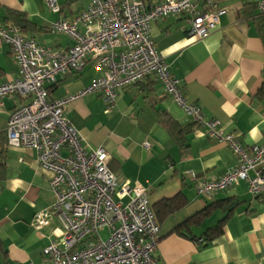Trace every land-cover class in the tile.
Returning a JSON list of instances; mask_svg holds the SVG:
<instances>
[{"label": "crops", "instance_id": "crops-1", "mask_svg": "<svg viewBox=\"0 0 264 264\" xmlns=\"http://www.w3.org/2000/svg\"><path fill=\"white\" fill-rule=\"evenodd\" d=\"M55 1L58 11L50 8L48 0H0V16L7 9L24 13L31 22L23 34L26 38L56 52L67 51L72 46L70 39L52 34L48 28L60 16L76 17L92 0ZM141 1L148 7L162 0ZM259 1L201 0L197 8L201 12H222L216 29L202 40L189 35L186 14L170 15L150 27L156 50L179 81L183 96L198 105L207 119L217 120L245 150L263 141L264 17L257 16ZM18 76L10 47L0 38V81ZM101 76L88 58L77 72L57 77L49 88V99L75 97L64 106L68 122L79 133L84 148H104L110 157L108 168L119 184L143 185L151 205L180 193L185 196L186 207L160 227L157 263L264 264V201L252 197L245 182L210 198L196 191L199 181L217 180L235 166L237 158L230 148L210 139L207 130L196 125L186 135L188 149L181 156L144 99L147 95L181 125L192 123L163 86L151 76L117 90L114 106L107 110L100 92L82 94ZM27 102V98L13 96L0 103V148L4 150L0 162L5 173L0 181V264H48L43 248L65 233L58 213L44 228L32 227L35 214L49 209L56 200L50 186L52 173L40 167L34 150L7 147L8 117ZM146 141L150 143L147 150L143 148ZM223 199L233 207L227 218L228 206L207 217L201 215L209 203ZM216 213L214 223H209ZM188 218L197 225L181 233L173 231ZM223 218L214 241L204 243V232ZM101 233L108 230L103 228Z\"/></svg>", "mask_w": 264, "mask_h": 264}, {"label": "built area", "instance_id": "built-area-1", "mask_svg": "<svg viewBox=\"0 0 264 264\" xmlns=\"http://www.w3.org/2000/svg\"><path fill=\"white\" fill-rule=\"evenodd\" d=\"M200 2L162 0L146 7L141 0H92L76 17L60 16L50 24V33L63 34L72 42L62 52L44 48L18 28L0 23V38L9 45L19 70L16 79L0 81V103L13 96L28 99L8 117L7 147L36 152L40 167L52 173L50 186L56 198L49 209L35 214L32 227L44 228L58 213L65 228L57 242L42 250L48 264H158L160 226L148 189L138 183L119 184L108 168L110 157L104 148L82 146L79 133L64 114V106L75 97L49 99V88L57 77L77 72L88 58L102 76L82 94L100 92L107 110L114 106L117 90L153 76L184 113L207 130L210 139L230 148L237 163L217 180L199 181V196L210 198L245 182L247 192L264 201V129L262 143L245 150L217 120L207 119L198 105L183 96L150 36L153 22L178 14L188 16L189 35L198 40L209 36L222 12H201ZM48 4L59 10L55 0ZM257 8L264 14V0ZM262 122L264 126V114ZM143 148L149 149L150 143L144 142ZM103 228L108 230L106 238L100 235Z\"/></svg>", "mask_w": 264, "mask_h": 264}, {"label": "trees", "instance_id": "trees-1", "mask_svg": "<svg viewBox=\"0 0 264 264\" xmlns=\"http://www.w3.org/2000/svg\"><path fill=\"white\" fill-rule=\"evenodd\" d=\"M257 16L259 18L264 17V14L259 12V15ZM0 20H2V22L0 21V23H2L4 27H9V26L16 27L21 31L22 34L25 33V30L28 27V25L31 24V22L27 19L24 13L9 9L5 10L4 16H0ZM144 99L146 100V103L149 104L151 108L154 109V111L156 112L158 122L163 126L165 131L172 137V139L179 147L181 156L185 155V151L188 149V146L186 144L187 142L186 135L189 133V130H191L193 127H196L197 124L192 122L190 124L181 125L176 120H174L169 114H167L164 109L157 107L155 104H153L151 100L148 99L147 95L144 96ZM3 151H4L3 148H0V157L3 155ZM4 175L5 173L3 169V163L0 162V181L4 179ZM229 204L230 201L228 199L211 202L205 207L201 215L207 217L212 212H216L218 210L223 211L225 207H227ZM186 205H187V200L185 196L180 193L171 198L161 199L158 202H155L153 205H151V207L156 216L158 224L161 227V225L169 216L182 210L184 207H186ZM228 207L225 210L226 214L224 218H227L228 213L232 212L233 207L232 206L229 208ZM224 218L220 220L214 227L204 232V234L202 235L203 238L202 240L204 243L209 244L214 241L217 231L220 230V226L225 220ZM195 225H197L196 220L193 218H188L187 220L178 224V226L175 227L173 231L177 233H181V231L189 230L191 226H195Z\"/></svg>", "mask_w": 264, "mask_h": 264}, {"label": "rangeland", "instance_id": "rangeland-1", "mask_svg": "<svg viewBox=\"0 0 264 264\" xmlns=\"http://www.w3.org/2000/svg\"><path fill=\"white\" fill-rule=\"evenodd\" d=\"M218 215V213L214 214L213 217L210 219L209 223H214V221L216 220V216ZM102 237L103 238H106L107 237V234L105 233H101Z\"/></svg>", "mask_w": 264, "mask_h": 264}]
</instances>
